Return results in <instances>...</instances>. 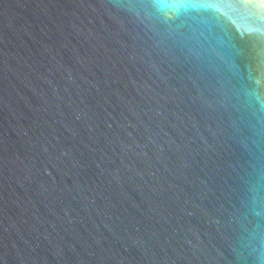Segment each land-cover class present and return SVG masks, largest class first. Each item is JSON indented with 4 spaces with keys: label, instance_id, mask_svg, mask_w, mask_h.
I'll list each match as a JSON object with an SVG mask.
<instances>
[{
    "label": "water",
    "instance_id": "obj_1",
    "mask_svg": "<svg viewBox=\"0 0 264 264\" xmlns=\"http://www.w3.org/2000/svg\"><path fill=\"white\" fill-rule=\"evenodd\" d=\"M0 264H264V0H0Z\"/></svg>",
    "mask_w": 264,
    "mask_h": 264
}]
</instances>
